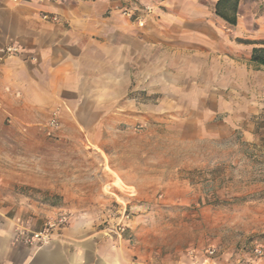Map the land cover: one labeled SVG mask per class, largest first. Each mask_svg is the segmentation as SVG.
I'll return each mask as SVG.
<instances>
[{
  "label": "rangeland",
  "instance_id": "rangeland-1",
  "mask_svg": "<svg viewBox=\"0 0 264 264\" xmlns=\"http://www.w3.org/2000/svg\"><path fill=\"white\" fill-rule=\"evenodd\" d=\"M183 1L121 4L151 7L149 18L167 42L206 40L204 51L189 54L191 79L169 81L167 74L165 89L148 81V89L130 94L133 110L107 114L102 124L84 109L58 114L55 131L47 128L52 114L40 124H0V208L7 216L31 224L65 213L102 228L125 208L143 263L264 264V68L250 64L247 44L264 41V0H241L236 27H219L223 37L207 23L175 24ZM198 3L213 10L215 2ZM180 61L167 55V71L184 70ZM175 83L183 92L177 105ZM190 95L202 98L198 108ZM204 108L219 113L206 118ZM195 124L236 128L209 137L197 135Z\"/></svg>",
  "mask_w": 264,
  "mask_h": 264
},
{
  "label": "crops",
  "instance_id": "crops-1",
  "mask_svg": "<svg viewBox=\"0 0 264 264\" xmlns=\"http://www.w3.org/2000/svg\"><path fill=\"white\" fill-rule=\"evenodd\" d=\"M121 1L0 0V49H18L12 56L0 54V124H40L46 114L57 112L63 117L81 109L99 114L96 124H102L107 114L133 110L130 94L134 89H148V81H162L165 89L167 74L169 81L191 79L195 59L189 54L204 51L206 40L167 42L163 27L153 18H147L140 28L124 17ZM183 2L184 8L174 15L175 24L188 22L198 28V23H207L224 36L219 28L223 23L213 16V10L200 6L198 0ZM42 14L56 15L58 21H44ZM165 17L162 22L169 23L168 15ZM192 33L203 35L196 29ZM167 55L181 60L184 70L173 66L167 71ZM174 85L177 105L183 92ZM162 93L165 98L166 91ZM190 96V105L198 108L202 98ZM218 102L220 107L226 104ZM200 110L206 118L219 113ZM210 127L217 131L209 132ZM230 127L236 125L195 124L197 135L209 137ZM41 187L50 189L48 184ZM113 221L98 228L69 218L60 237L36 249L20 242L14 232L18 219L0 208V264H146L128 234L118 241L108 233ZM43 223L33 221L31 227L39 229ZM126 226L129 231V221Z\"/></svg>",
  "mask_w": 264,
  "mask_h": 264
},
{
  "label": "built area",
  "instance_id": "built-area-1",
  "mask_svg": "<svg viewBox=\"0 0 264 264\" xmlns=\"http://www.w3.org/2000/svg\"><path fill=\"white\" fill-rule=\"evenodd\" d=\"M56 1V0H49ZM121 14L134 21L139 27H142L145 23V20L153 14L151 7H144L141 11L132 6L125 5L121 7ZM41 18L44 21L57 22L58 18L56 15L42 14ZM18 53V49L12 46H7L0 49V54L4 56H12ZM59 120L58 113H52L48 123L47 128L50 131H55L58 129ZM119 217L115 218L113 223L107 228V231L112 235L116 240L121 241L124 239L125 235L128 232L126 223L130 219V215L126 212V209L123 208L119 213ZM68 217L65 213L59 214L55 218L47 219L39 229H33L31 224H17L15 227V235L25 246L40 249L48 245L52 240L58 238L62 234V230L67 224ZM254 254L258 257L263 255L262 249L260 247H255L253 250ZM207 254L212 256L215 254L214 248H209Z\"/></svg>",
  "mask_w": 264,
  "mask_h": 264
},
{
  "label": "trees",
  "instance_id": "trees-1",
  "mask_svg": "<svg viewBox=\"0 0 264 264\" xmlns=\"http://www.w3.org/2000/svg\"><path fill=\"white\" fill-rule=\"evenodd\" d=\"M241 0H216L213 5V16L227 28H234L237 25L238 8ZM252 45L249 58L250 64L255 67L264 68V41L259 43L247 42Z\"/></svg>",
  "mask_w": 264,
  "mask_h": 264
}]
</instances>
